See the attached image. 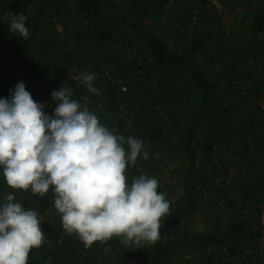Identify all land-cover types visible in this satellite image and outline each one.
Returning a JSON list of instances; mask_svg holds the SVG:
<instances>
[{
    "label": "rangeland",
    "instance_id": "1",
    "mask_svg": "<svg viewBox=\"0 0 264 264\" xmlns=\"http://www.w3.org/2000/svg\"><path fill=\"white\" fill-rule=\"evenodd\" d=\"M76 1L0 0V98L10 99L16 85L23 82L32 99L42 104L43 111L52 117L56 103L52 101L51 93L61 87L70 88L73 92L71 99L78 101L82 108L87 107L96 114L102 125L113 132L115 129V132L125 139L132 136L143 142L141 157H138L133 167L137 169L139 175L157 178L161 193L166 194L165 198L171 207V201L176 200L180 190L182 192L180 177L183 174L180 176L177 169H183V160H177L168 149V144L175 136L173 130L166 128L169 122L166 112L171 107L185 115L191 113L196 106L195 85L191 84L187 70L182 68L180 63H175L172 68L157 63L153 53L145 50L140 40L135 38L134 32L123 30L106 33L101 27H90L78 13ZM179 1L168 0L172 7L158 6L151 11L149 7L151 3H156V0H150L149 3L144 0H105L104 10L106 13L113 12L120 16H131L132 20H141L147 28L158 32L178 53L190 56L198 64L202 63L208 78L213 80L220 69L218 49H226L228 52L236 44L246 42L247 23L244 19H248L249 2L219 0L232 13L230 31L226 34L227 30L218 23L214 8L207 0H182L184 9L177 10L173 6L179 4ZM20 13L27 16L25 26L29 28L30 33L27 39L9 32L10 23L7 17ZM192 16H195V20L193 25H190ZM194 42L204 44V50L194 51L192 49ZM257 50L255 53L264 56V38H261ZM254 63L259 64L258 59L254 60ZM89 73H95L93 83L98 89V94L88 92L82 83V76ZM233 80L246 81L243 77L227 78L224 84L227 85L229 92L223 95L221 91L223 96L227 93L236 94L232 87ZM120 85L127 87L123 94H120ZM252 90L251 85L249 95H236L239 97L238 100L252 103L256 108ZM131 101L134 105H131ZM261 101L264 103V100ZM134 107L138 108L141 117ZM216 107L219 113L221 112L219 126L224 132L237 135L241 129L234 120L244 116L243 110L238 108L239 110L235 112L237 109L234 108V111L230 109L225 97L219 100ZM225 116H228L230 121L229 119L225 121ZM226 122H231L228 126L233 125L232 130L227 129ZM216 146L223 147L217 143ZM224 149L223 155L219 157V163L220 158L225 155L226 148ZM144 152L148 154L147 160L142 158ZM172 161L177 169L170 171L167 167ZM211 165V161L203 162L207 170L216 173L217 170H213L215 166L211 168ZM201 180L198 175L194 183L195 191L200 187ZM8 194L14 195V202L20 204L25 202L23 205L25 210L36 211L40 225L44 221L58 225L61 232L59 240L61 245L65 246L61 250L73 249L74 245L70 244L78 236L75 233L67 235L63 230L60 216L54 208V194L51 190L44 196L32 195L30 190H13L6 185L0 169V205L5 202ZM194 194L199 195L198 192ZM243 203L244 205L241 204L243 208L253 211L259 201ZM184 212L187 215L180 221L181 228L183 227L181 230L187 229L190 234L200 235L201 226H206L207 223L202 221L200 223L199 202L192 200ZM238 223V226L242 225V222ZM247 225L250 226L249 238L252 241L255 216L250 218ZM231 226L230 223L222 225L219 229L228 230ZM242 239L246 240L244 236ZM183 243L173 247L167 255L168 261L178 264H200V257L188 262L181 259V255L199 250L191 248L194 243H185L187 246L183 248ZM240 243L239 247L234 245L235 249L232 246L228 250L227 255L231 261L239 258L242 253L244 258L249 257L241 250L244 242ZM55 244L51 238L44 236L43 244L39 248H34L33 252L41 254L47 264H52L51 250L55 249ZM80 245L84 246L82 242L79 243L78 250ZM245 247L250 248V243L245 244ZM138 253L141 256L139 264H144L146 247H139ZM113 260H116L115 256Z\"/></svg>",
    "mask_w": 264,
    "mask_h": 264
},
{
    "label": "clouds",
    "instance_id": "2",
    "mask_svg": "<svg viewBox=\"0 0 264 264\" xmlns=\"http://www.w3.org/2000/svg\"><path fill=\"white\" fill-rule=\"evenodd\" d=\"M7 18L11 34L29 37L27 16ZM94 80L95 73L82 76L87 91L98 94ZM72 96L68 87L51 93L52 117L23 82L10 99L0 98V169L6 185L39 196L51 190L63 230L75 233L85 248L113 238L125 246L155 244L170 203L157 191V178L141 174L129 184L126 176L141 157L143 142L114 134ZM142 158L148 159L147 152ZM14 201L8 194L0 205V264H27L30 251L44 242L38 213Z\"/></svg>",
    "mask_w": 264,
    "mask_h": 264
},
{
    "label": "trees",
    "instance_id": "3",
    "mask_svg": "<svg viewBox=\"0 0 264 264\" xmlns=\"http://www.w3.org/2000/svg\"><path fill=\"white\" fill-rule=\"evenodd\" d=\"M144 1L148 3L150 2V0ZM243 1L249 2L248 6L251 7V9H248L247 11L249 23L246 25V42L236 44L228 52H226V49H218L217 55L220 69L214 80L208 78L201 64L194 62L191 57L178 53L166 43L158 32L147 28L141 20H132L131 16H120L113 12L106 13L104 10L106 4L105 0L76 1L75 5L78 13L90 27H101L106 33H114L123 30L134 32L135 38L140 40V43L145 47V50L153 53L158 63L163 64L168 59L173 62L179 59L182 60V65L189 75V81L191 84L195 85L197 98L194 103L196 106L191 113L185 115L173 110L171 107H169L166 112L169 119L166 128L173 130L175 135V137H173L174 139L171 140L170 145H168V149L174 157L183 160L182 196L178 201L171 205L169 213L162 218L160 239L155 244H148V249L146 251L148 259L144 261V264H178L173 261L169 262L167 258L168 253L178 243L184 242L182 245L184 246L183 248L189 243H194L191 248H197L199 250L201 246L207 245L205 247L212 248L213 246L218 247L220 244L224 243V236L217 230L210 234H202L201 236L197 234L192 235L190 233L182 235L179 216L181 211L185 209L192 200H194V183L196 177L201 174L203 162L205 160L210 161V150L213 144L216 145L212 133H208L206 130L205 121L211 116L217 119V121H220V113L216 106L218 105L217 99L220 96L221 89L224 87V82L227 78L233 77L237 69L240 67L239 64L241 61H243L250 53L258 51L257 49L259 48L260 40L264 33V0ZM204 48V44H197L194 42L192 45L194 51H202ZM256 97H259L258 93L256 94ZM114 99L116 100V98ZM131 105H134V102L131 101ZM254 143L259 147L257 141H254ZM245 147V158L248 160V150L247 146ZM242 177L243 179L245 178L243 174ZM131 181L132 177H129L128 183L130 184ZM157 191L161 193L160 186H158ZM24 203L25 202H22L21 205L23 206ZM40 226L44 236L51 238L54 241V244L56 243L54 247L57 248V240L60 236L59 226L51 225L48 221H44ZM201 238L203 244H200ZM114 245L112 246L111 258L115 256V259L119 258L120 261L123 256L128 258L127 254H120L117 252ZM205 247H203V249ZM58 253L59 251H57L56 255L60 258V254ZM50 261L52 262L53 258ZM115 262L117 263L116 260ZM27 264H45L44 257L39 253H34L32 249L29 253Z\"/></svg>",
    "mask_w": 264,
    "mask_h": 264
},
{
    "label": "crops",
    "instance_id": "4",
    "mask_svg": "<svg viewBox=\"0 0 264 264\" xmlns=\"http://www.w3.org/2000/svg\"><path fill=\"white\" fill-rule=\"evenodd\" d=\"M180 1L178 2L179 4L176 3L175 6H173L177 10L184 9L182 0ZM158 6L172 7L170 6L168 0H156V3L154 4L151 3V6L149 8L152 11L153 8H156ZM244 20L247 24L249 23V19L247 20L244 19ZM261 38H264V33ZM185 56L190 57L188 55ZM257 59L259 64L254 63V60ZM262 60H264L263 55L259 56L257 53H250L243 61L240 62L239 64L240 67L237 69L233 77H243L244 80L250 82L253 89L252 95L256 97V94L258 93L259 97L257 98L264 100V64L262 63ZM177 62L180 63V66L183 68L182 60L180 59L175 62L168 59L163 64L167 68H172V66L175 65V63ZM200 64L204 68L203 64L202 63ZM227 89H228L227 85L224 84V87L221 89L223 95L224 93L229 92ZM223 95L220 92V96L218 97L217 101L219 102V100L222 97H225L229 102L230 109H232L233 111L234 108L237 109L235 112L241 109L243 110L242 114H244V116L241 117L240 119L235 117L237 120L233 119L236 123L240 125L241 131L237 135L228 134L224 132L222 128L219 126L220 121H217V119H215L213 116L209 117L205 121L206 124L205 126L208 133H212V137L217 144L225 146L226 152L225 155L220 158V163L218 164V166L213 167L214 169H218L217 171L219 173H213L210 170L206 169L207 166L206 168L202 166V171L200 174V179H202L200 181V210H201L200 223L206 222L207 225L206 226L200 225L201 226L200 236L202 234L203 235L210 234L215 230L220 231L221 234L224 236V243L220 244L218 247L213 246L212 247L213 249L218 250L220 247L227 245L228 250H230V247L237 244L238 240L240 239L242 243L244 242V247L241 248V250H244L245 252L246 251L245 249H247L245 247V244L247 245V243L251 242L250 241L251 238H249L251 237L249 230L250 226L247 225V223L249 222H245V223L242 222V225L238 226L239 224L238 220L235 217H233L232 220L230 221V223L233 224L231 228H229L228 230H221V228L219 229V227L222 226L220 224L222 215L214 208L216 207L217 201H223L226 205L229 206L230 205L241 206V204L244 205L243 202L248 203V202H253V200L255 202L259 201L264 204V117L263 116L261 117V115L258 114L257 110L252 106V103L243 100H238L239 97L236 94L227 93L225 96ZM134 110L140 115V117L142 116L138 111V108L134 107ZM114 134L120 135L115 132V129H114ZM247 137L253 138V140L257 141V143L259 144L260 157L256 163L251 162L252 163L251 164L245 158L246 157L245 146H246ZM168 145H170V143ZM125 148L127 150V145H125ZM167 169H169L170 171L177 169L176 164L172 161L171 164L170 163L168 164ZM177 170L179 171L178 174L181 176L183 174V169H177ZM242 174L245 176L244 179L242 177ZM126 176L128 180L129 177L133 178V176H140V175L137 173V169L135 167L129 166L126 172ZM181 181H182V176L180 177V182ZM202 188L207 189L212 195V199L210 201L206 198L203 199V194L201 192ZM178 193L179 196H177L176 200L174 199L171 201L172 204L181 198L182 196L181 190ZM184 211L185 209L181 211V214L179 216V221H183L185 217L184 215H187V213ZM51 225H54V223H52ZM181 233L182 235L186 233L188 234V230L187 229L182 230ZM243 236L244 238H246V240L242 239ZM60 237H61V232L57 241L58 243L57 248H55V250H51V253L53 254L52 264H118V263L139 264L141 263V256L138 253L139 247L125 246L124 244L121 243L119 238H117V242L115 241V245H114L116 251L119 252L120 254L121 253L127 254L129 261H127L128 258L123 256L121 261L119 260V258L116 259L117 263L111 257L109 261L106 263H93V262L82 263L80 262V258H79L80 255L78 250L79 247L77 248V245L81 243L79 238H77L76 240L74 239L72 240L73 243H71L70 245H74L72 246L73 249L69 250V254H66L65 251L61 250L65 246L61 245V241L59 240ZM200 244H203L202 238L200 239ZM238 245L239 244H237V246ZM147 246L148 245H144V247H146V251L148 249ZM205 246H201L200 250H202L203 247ZM233 249H235V246ZM228 250L225 252H221V255L228 256L227 255ZM57 251H59L58 254H60V258L59 256L56 255ZM147 259L148 257L146 256V260ZM246 259L247 257L244 258L243 253L242 255L239 256V258L235 260L231 261V259L229 258L231 262L230 264H256L255 262H253L251 257L249 258L248 261H246ZM44 263L47 264L48 262L45 261ZM200 264H212L210 256L202 255L200 257Z\"/></svg>",
    "mask_w": 264,
    "mask_h": 264
},
{
    "label": "built area",
    "instance_id": "5",
    "mask_svg": "<svg viewBox=\"0 0 264 264\" xmlns=\"http://www.w3.org/2000/svg\"><path fill=\"white\" fill-rule=\"evenodd\" d=\"M211 6L214 8L215 17L218 20V23L227 30V33L230 31V24L232 22V13L221 3L219 0H207ZM195 20V16H192V20H190V25H193ZM264 64V60H262ZM232 87L234 92L239 96H247L249 95L248 92L251 90V84L248 81H240V80H233ZM120 94L126 92L127 87L120 85ZM253 98L255 96H252ZM117 99V98H116ZM254 105L257 108L258 114L261 117H264V103L257 97L254 98ZM255 108V109H256ZM224 112H222L223 114ZM225 114V113H224ZM221 115V112H220ZM229 117L225 116V121L228 120ZM230 121V119L228 120ZM231 122H226V127L229 130H232V126H228ZM246 146L248 150V161L255 163L259 157V147L256 143H254L253 138L248 137L246 139ZM224 147H217L215 144L212 145L210 150V161L212 162V166H218L219 164V157L224 153ZM217 168V167H216ZM214 170V168H213ZM212 170V171H213ZM218 169H215V171ZM216 173H219L218 171ZM199 190V191H198ZM198 192L199 195H195L194 200L199 202L200 205V187H198L195 193ZM201 192L203 194V199H208L209 201L212 199V195L207 189L202 188ZM199 196V197H198ZM206 201V202H209ZM222 215V219L220 220L221 225H229L230 221L233 217H235L240 222H250V218L255 216V225L252 236V241L250 242V248L245 249V253L249 255L247 256L246 261L251 259L256 264H264V204L259 202L257 206L254 207L253 211L243 208L240 205H226L223 201H217L216 207L214 208ZM241 238V237H240ZM116 238H113L107 242H94L93 245L89 248H85L82 246L79 250V258L80 262L87 263H106L109 261L111 254H112V246L114 245ZM238 247L240 246V239L237 242ZM235 244V245H237ZM234 246V245H233ZM228 250V246L224 245L220 247L218 250H215L210 247H205L202 250H194L191 253H185L181 255V259L183 261H191L193 259H197L202 255L210 256L212 264H229L230 260L228 256L221 255V252H225ZM244 252V251H243ZM66 254H69V251H65Z\"/></svg>",
    "mask_w": 264,
    "mask_h": 264
}]
</instances>
